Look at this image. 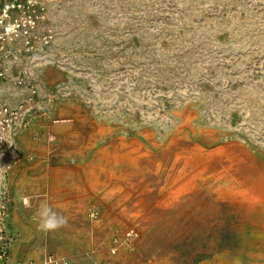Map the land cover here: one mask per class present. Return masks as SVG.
Returning a JSON list of instances; mask_svg holds the SVG:
<instances>
[{
	"label": "rangeland",
	"instance_id": "rangeland-1",
	"mask_svg": "<svg viewBox=\"0 0 264 264\" xmlns=\"http://www.w3.org/2000/svg\"><path fill=\"white\" fill-rule=\"evenodd\" d=\"M0 66L13 264H245L264 0H0Z\"/></svg>",
	"mask_w": 264,
	"mask_h": 264
},
{
	"label": "bare ground",
	"instance_id": "bare-ground-1",
	"mask_svg": "<svg viewBox=\"0 0 264 264\" xmlns=\"http://www.w3.org/2000/svg\"><path fill=\"white\" fill-rule=\"evenodd\" d=\"M263 193L264 188L260 184H248L247 181L235 196L247 212H258L264 219ZM250 231L253 233L249 236L245 264H264V230L254 226Z\"/></svg>",
	"mask_w": 264,
	"mask_h": 264
},
{
	"label": "built area",
	"instance_id": "built-area-1",
	"mask_svg": "<svg viewBox=\"0 0 264 264\" xmlns=\"http://www.w3.org/2000/svg\"><path fill=\"white\" fill-rule=\"evenodd\" d=\"M3 75V70L0 66V77ZM19 118V110L8 106H0V153L5 151L10 137L13 133L16 122ZM9 207L4 197L0 198V261H4L9 256L10 234L6 231L5 221L9 217ZM58 262L53 256L45 258L44 263ZM65 264H68L67 262Z\"/></svg>",
	"mask_w": 264,
	"mask_h": 264
},
{
	"label": "clouds",
	"instance_id": "clouds-1",
	"mask_svg": "<svg viewBox=\"0 0 264 264\" xmlns=\"http://www.w3.org/2000/svg\"><path fill=\"white\" fill-rule=\"evenodd\" d=\"M51 210L48 209L44 215L47 217L45 220H44V223H43V227L45 229H56L60 226H62L66 221L60 217L58 218L57 215L55 213H52L51 215H48V213L50 212Z\"/></svg>",
	"mask_w": 264,
	"mask_h": 264
},
{
	"label": "crops",
	"instance_id": "crops-1",
	"mask_svg": "<svg viewBox=\"0 0 264 264\" xmlns=\"http://www.w3.org/2000/svg\"><path fill=\"white\" fill-rule=\"evenodd\" d=\"M19 171L21 172V169ZM24 174H25V172H24ZM15 198H16V194H14L13 200H15ZM20 199H21V197H20ZM13 211H14V209H13ZM17 259H18V256H17V247H16V248H13L11 250L9 258H7L4 261H0V264H13V262Z\"/></svg>",
	"mask_w": 264,
	"mask_h": 264
}]
</instances>
